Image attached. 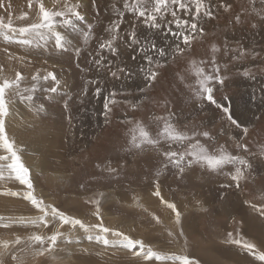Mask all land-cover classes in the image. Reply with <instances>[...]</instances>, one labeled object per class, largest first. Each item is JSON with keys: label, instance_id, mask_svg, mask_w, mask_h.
Instances as JSON below:
<instances>
[{"label": "rangeland", "instance_id": "1", "mask_svg": "<svg viewBox=\"0 0 264 264\" xmlns=\"http://www.w3.org/2000/svg\"><path fill=\"white\" fill-rule=\"evenodd\" d=\"M55 2L44 0L48 8ZM85 2L87 21L78 24L75 32L68 30L80 40L89 21L98 36L101 26L112 18L110 11H105L106 7L111 10L112 0H97L98 17L91 0ZM213 12V19L201 21L205 34L196 36L183 54L170 55L162 61L158 79L151 86L140 76L114 81L103 71H88L87 53L97 48L95 39L79 45L84 54L77 58L74 53H49L6 43L0 29V79L12 77L19 70L26 78L25 86H30L31 76L39 70L41 75L54 72L61 81V90L53 94L51 101L44 100V92L36 93V103L46 106L44 113L38 114L34 106L19 100L12 103L5 117V131L9 139L15 141L22 162L30 170L35 195L67 215L89 225L102 221L105 227L142 240L161 255L189 256L198 264H264L230 242L244 238L256 244L257 252H264V216L252 207H264V92L261 91L264 89V19L261 18L264 3L261 0H213ZM0 19L4 23L11 21L14 27L38 22L36 0H32L31 9L29 0H0ZM128 19L124 30H127ZM140 32L164 45V35L144 28ZM212 45L220 49L215 55L221 65V75L225 77L223 85H214L215 99L230 108L240 127L224 122L222 108L196 99L192 91L197 87L192 61H196V67L201 66L202 60L210 61L214 54ZM225 45L229 49L242 47L247 50L246 55L233 60L231 54L224 55ZM253 52L256 55H252ZM9 55L13 59H9ZM18 57L24 59H16ZM203 66L207 71L209 65ZM245 71L249 76L243 74ZM90 78L101 81V87L106 89L104 95L116 88V99H127V103L112 105L107 121L103 114V96L93 95L95 85L88 86L87 94L81 98L85 82ZM41 83L44 88L53 86L51 81ZM64 93H67L64 99L72 97L68 111L63 108L61 96ZM133 103L138 107L132 108ZM168 112L175 113L174 118L181 127L209 131L214 140L197 137L209 151L224 145L232 154L242 155L251 162L250 173L247 179L240 181L239 188L224 173L195 167L181 178L174 170L160 169L158 161L151 160L148 154L124 151L132 127L128 119L149 124L153 116ZM244 128H247L246 133ZM151 130L153 134L158 130L155 122ZM238 144L246 145L247 151ZM4 155L7 153L0 148V156ZM109 162L113 166L119 164L123 170L118 179L105 178L107 174L103 169ZM6 163L0 161V164ZM4 177L0 179V217L5 219L0 224L10 226L0 227V240H12L16 236L24 239L32 234L49 236L57 229L64 233L56 248L45 256L17 253L23 264H180L174 259L145 261L119 245L105 246L95 239L89 241L78 226H61L58 221L51 222L47 228L39 223L12 224L9 218H35L41 213L23 199L25 186L8 178L6 168ZM157 179L163 200L176 205L179 223L175 213L161 202V197L153 195ZM226 184L231 187H222ZM11 192L20 195L5 194ZM96 199L101 201L99 220L95 204L88 202ZM229 232L233 233L232 237L228 236ZM91 234L96 235L95 231ZM65 238L72 243H66ZM108 238L110 241L118 239L110 234ZM0 261L16 264L10 255H0Z\"/></svg>", "mask_w": 264, "mask_h": 264}, {"label": "snow or ice", "instance_id": "2", "mask_svg": "<svg viewBox=\"0 0 264 264\" xmlns=\"http://www.w3.org/2000/svg\"><path fill=\"white\" fill-rule=\"evenodd\" d=\"M264 3V0H261ZM92 6L95 8L97 17L100 9L97 0H91ZM38 8V22L27 24L26 26L14 27L11 21L4 23L0 19V29L3 30V39L6 43L16 44L21 47L43 49L45 52L74 53L79 58L83 53L80 44L95 39L97 48L87 53L89 67L88 71L93 69L97 72L103 71L107 76L114 81H119L122 78L125 80L133 79L135 76H140L147 86H151L158 79V69L162 66V61H166L168 56H177L183 54L185 50L191 46L196 36H203L205 29L201 21L214 18L213 0H112L111 10L107 7L106 12L111 13L110 21L101 26L100 34L96 35V30L92 23H87V28L81 33L82 40L69 34V29L75 32L78 24H83L87 21L85 0H76L72 3L71 0H56L52 8L45 6L44 0H36ZM229 7L230 5H222ZM29 8H32V0H29ZM27 16V13L24 14ZM169 16L171 19L169 20ZM187 17V18H184ZM128 19L127 30H124L125 20ZM264 19V16L261 17ZM237 21L240 19L236 17ZM173 25H175L173 27ZM255 26V25H254ZM144 28L149 31H154L164 35V45H160L154 39H149L147 36H142L140 29ZM166 45V46H165ZM8 51L7 48L4 49ZM220 49L216 45H212L214 53L210 61H200L199 67H196V61H192L195 67L196 88L192 91L196 99L214 104L217 108H222L224 122L230 126L240 127V123L233 117L229 107L222 106L215 99L216 88L214 85H223L225 77L221 75V65L215 55ZM224 55L231 54L233 60H238L246 55L244 48L229 49L225 45ZM107 53V56L104 55ZM252 55H256L255 52ZM122 56H127V60L121 59ZM9 59H13L9 55ZM16 59L23 60V57ZM30 62V61H29ZM208 64V70H205L203 65ZM79 63L77 67H79ZM2 70V68H0ZM84 71V69H82ZM245 76L249 73L245 71ZM255 78V77H253ZM25 76L19 70L15 71L14 76L0 79V148L7 155L0 156V161L7 162L0 164V179H4V169L8 171V178L19 181L25 186L26 191L23 194V199L29 201L41 215L35 218L18 217L11 219L12 224L20 225H36L42 224L45 228L49 227L53 221H58L59 225H71L72 228L83 230L86 233V239L91 241L95 239L97 242H102L108 246L110 243L119 245L120 247L132 252L134 256H142L145 261H156L174 259L180 261V264H198L189 256L179 255H161L154 251L151 246H148L142 240L133 239L123 232L105 227L103 222L89 225L82 220L67 215L53 204H46L43 199L35 195V189L32 182L30 170L24 165L21 156L16 148L15 141L10 140L5 131V117L9 114L10 106L16 100L20 103H28L35 107L38 114L46 112L44 103H36V93L42 91L45 93L44 100L51 101L53 94L60 92L61 81L57 78L54 72H47L41 75L37 70L31 76L30 86H25ZM41 81L53 82V86L44 88ZM95 85L94 96H103V114L107 121L112 112V105L117 103H127L118 101L117 89L112 88L107 91L101 87L99 79H89L85 82V88L81 94H87L88 86ZM143 92V89H139ZM264 92V89H261ZM67 93H64L63 108L69 110L72 97L64 99ZM255 97H253L254 99ZM227 99V97H225ZM136 103L132 104V108H136ZM174 112H168L166 115L153 116L149 124L143 123L139 119H128L130 128V137L126 140L124 151L131 154L132 152L145 153L149 155L151 160L158 161V167L164 171L174 170L181 178L186 171H191L195 167L208 170L215 173H224L230 177L235 186L239 188L240 181L247 179L252 168L251 162L244 156L232 154L224 145H220L218 149L209 151L207 147L201 144L197 137H204L209 140L215 138L211 136L209 131L188 130L185 127L179 126L178 119H175ZM71 119V116L68 117ZM155 122L158 130L153 134L151 124ZM247 132V128L243 129ZM243 147L247 151L246 145H237ZM99 167V165H97ZM225 169H228L225 172ZM122 169L119 164L113 166L111 162L105 166L106 179H118L122 174ZM156 190L154 196L161 197L159 189V179L155 181ZM222 187H231V184L222 185ZM13 196L20 195L19 192L5 193ZM224 195L223 193L221 194ZM101 197L104 193L100 194ZM89 203H94L96 206L97 219L100 218V199L89 200ZM161 202L167 204V207L175 213L177 223H179L180 213L174 203H168L161 197ZM252 207L264 216V207ZM5 217H0L3 221ZM158 219V218H157ZM8 223L0 224V227L8 228ZM95 231L96 235L91 233ZM109 234L117 237V240L110 241ZM171 235V233H169ZM233 233L229 232L228 236L232 237ZM64 238V233L57 229L49 236L32 234L24 239L16 236L12 240H0V255H10L12 261L16 264H23V260L17 253H30L33 256H45L51 253L58 243ZM66 243H72V240L65 238ZM79 240L77 239V243ZM231 243L242 247L249 254L256 256L260 261H264V252H257L256 244L249 242L244 238L232 239ZM23 245V247H21ZM37 245L39 247H37ZM46 245V246H45ZM3 264V261H0Z\"/></svg>", "mask_w": 264, "mask_h": 264}, {"label": "bare ground", "instance_id": "3", "mask_svg": "<svg viewBox=\"0 0 264 264\" xmlns=\"http://www.w3.org/2000/svg\"><path fill=\"white\" fill-rule=\"evenodd\" d=\"M238 196H240V195H238ZM242 197V196H241ZM236 199V198H235ZM241 200V199H240ZM242 201V200H241ZM259 226H261V227H263V225L262 224H260ZM254 239V238H253ZM263 239V238H262Z\"/></svg>", "mask_w": 264, "mask_h": 264}, {"label": "crops", "instance_id": "4", "mask_svg": "<svg viewBox=\"0 0 264 264\" xmlns=\"http://www.w3.org/2000/svg\"><path fill=\"white\" fill-rule=\"evenodd\" d=\"M248 97V96H247Z\"/></svg>", "mask_w": 264, "mask_h": 264}]
</instances>
